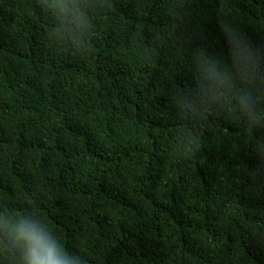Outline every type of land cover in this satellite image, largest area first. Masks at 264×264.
Returning a JSON list of instances; mask_svg holds the SVG:
<instances>
[{
    "label": "trees",
    "instance_id": "1",
    "mask_svg": "<svg viewBox=\"0 0 264 264\" xmlns=\"http://www.w3.org/2000/svg\"><path fill=\"white\" fill-rule=\"evenodd\" d=\"M82 3L69 38L44 0H0V211L83 264H264V128L183 105L221 21L264 46V0Z\"/></svg>",
    "mask_w": 264,
    "mask_h": 264
},
{
    "label": "clouds",
    "instance_id": "2",
    "mask_svg": "<svg viewBox=\"0 0 264 264\" xmlns=\"http://www.w3.org/2000/svg\"><path fill=\"white\" fill-rule=\"evenodd\" d=\"M44 5L69 38L82 34V0H44ZM218 27L226 53L211 47L191 51L194 91L183 105L189 112L222 107L238 115L249 132L264 128V46L227 21ZM257 155L264 157V142L257 144ZM0 250L15 253L17 264H83L36 213L0 211Z\"/></svg>",
    "mask_w": 264,
    "mask_h": 264
}]
</instances>
